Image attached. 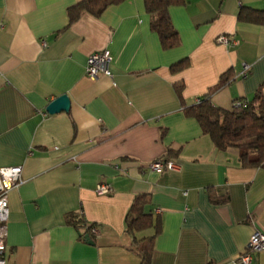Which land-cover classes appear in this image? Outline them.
I'll list each match as a JSON object with an SVG mask.
<instances>
[{
  "label": "crops",
  "instance_id": "1",
  "mask_svg": "<svg viewBox=\"0 0 264 264\" xmlns=\"http://www.w3.org/2000/svg\"><path fill=\"white\" fill-rule=\"evenodd\" d=\"M81 1L0 0V167H22V182L8 191L7 264H141L125 218L144 193L161 223L150 264H235L253 230L264 233V168L242 166L235 148L216 150L184 107L227 71L231 80L211 103L230 110L253 100L264 84V23L238 13L264 10V0L170 6L179 42L168 49L150 28L144 0L69 23L68 8ZM220 34L237 44L217 43ZM103 49L110 75L90 80L87 58ZM184 58L188 65L172 71ZM243 63L250 68L239 77ZM61 94L69 110L47 113ZM155 159L174 168L150 170ZM102 182L110 191L99 195ZM67 214L79 215L82 227ZM92 225L97 237L82 239ZM253 264H264V250Z\"/></svg>",
  "mask_w": 264,
  "mask_h": 264
},
{
  "label": "trees",
  "instance_id": "2",
  "mask_svg": "<svg viewBox=\"0 0 264 264\" xmlns=\"http://www.w3.org/2000/svg\"><path fill=\"white\" fill-rule=\"evenodd\" d=\"M121 1L123 0H82L68 8L69 23L76 21L84 12L99 16L108 6ZM182 3L184 0H144L146 12L150 16V28L157 33L164 49L172 48L179 42L168 9ZM238 19L263 24L264 10L242 7ZM187 65L188 59L184 58L174 63L171 70L180 71ZM230 80L231 74L227 71L208 94L202 96L198 102L184 107V113L198 122L202 132L210 137L216 150L235 148L238 150L242 166L264 168V84L258 89L252 101L239 100L244 103L225 110L213 105L210 95ZM182 88V82L175 84L178 95L181 94ZM211 198L214 203L220 201L215 197ZM149 199V194L146 193L135 195L125 218L126 233L132 237V250L140 257L141 264H150L153 239L161 230L159 217L148 208ZM65 218L78 229L83 225L82 218L77 214H67ZM89 227L87 226L80 235L84 240L90 239L87 234ZM150 228L154 230L152 235L136 237V233Z\"/></svg>",
  "mask_w": 264,
  "mask_h": 264
},
{
  "label": "built area",
  "instance_id": "3",
  "mask_svg": "<svg viewBox=\"0 0 264 264\" xmlns=\"http://www.w3.org/2000/svg\"><path fill=\"white\" fill-rule=\"evenodd\" d=\"M215 41L220 44L233 46L237 41L230 36L220 34L216 37ZM111 55L108 49L93 52L87 58L85 74L90 80L98 78L101 74L110 75L109 62ZM250 65L243 63L239 77H245L249 71ZM199 101V100H198ZM239 100L234 102V106L243 104ZM147 168L153 171L162 172L164 170H171L174 168V163L169 160L155 159L149 164ZM21 166H3L0 167V264H7L5 256V239L7 236V221H8V191L22 182ZM110 191L109 184L102 182L99 183L95 192L99 195L107 194ZM158 211V210H157ZM88 234L97 237L98 229L95 226L88 228ZM264 250V233L260 230L254 229L251 236L235 260V264H253L255 254Z\"/></svg>",
  "mask_w": 264,
  "mask_h": 264
},
{
  "label": "water",
  "instance_id": "4",
  "mask_svg": "<svg viewBox=\"0 0 264 264\" xmlns=\"http://www.w3.org/2000/svg\"><path fill=\"white\" fill-rule=\"evenodd\" d=\"M70 108V99L66 94H61L50 101L45 107V111L49 114L59 112H67Z\"/></svg>",
  "mask_w": 264,
  "mask_h": 264
}]
</instances>
